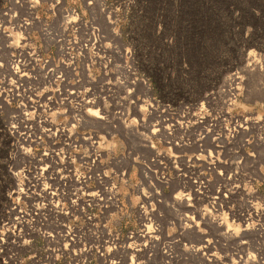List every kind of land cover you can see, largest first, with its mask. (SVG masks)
Listing matches in <instances>:
<instances>
[{
    "label": "clouds",
    "instance_id": "clouds-1",
    "mask_svg": "<svg viewBox=\"0 0 264 264\" xmlns=\"http://www.w3.org/2000/svg\"><path fill=\"white\" fill-rule=\"evenodd\" d=\"M0 187V264H264V0H0Z\"/></svg>",
    "mask_w": 264,
    "mask_h": 264
},
{
    "label": "rangeland",
    "instance_id": "rangeland-1",
    "mask_svg": "<svg viewBox=\"0 0 264 264\" xmlns=\"http://www.w3.org/2000/svg\"><path fill=\"white\" fill-rule=\"evenodd\" d=\"M192 2H195V0H192ZM252 2H253V3H257L258 0H252ZM190 11H193V12H194L195 10H194V9H190ZM248 15L250 16V13H249ZM252 22H254V23L256 22V21H255V18H252ZM5 187H6V185H5ZM2 191H3V188L0 187V192H2ZM3 198H4V197L0 196V199H3Z\"/></svg>",
    "mask_w": 264,
    "mask_h": 264
}]
</instances>
